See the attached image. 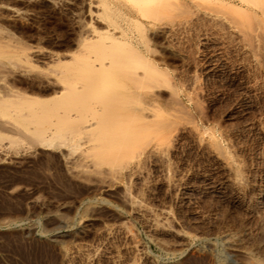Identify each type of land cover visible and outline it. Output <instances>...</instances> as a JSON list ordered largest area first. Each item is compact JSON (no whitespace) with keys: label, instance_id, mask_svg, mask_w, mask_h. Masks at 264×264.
I'll list each match as a JSON object with an SVG mask.
<instances>
[{"label":"rangeland","instance_id":"374dc122","mask_svg":"<svg viewBox=\"0 0 264 264\" xmlns=\"http://www.w3.org/2000/svg\"><path fill=\"white\" fill-rule=\"evenodd\" d=\"M63 1L0 0V264H264V0Z\"/></svg>","mask_w":264,"mask_h":264},{"label":"bare ground","instance_id":"6f19581e","mask_svg":"<svg viewBox=\"0 0 264 264\" xmlns=\"http://www.w3.org/2000/svg\"><path fill=\"white\" fill-rule=\"evenodd\" d=\"M51 1H55V0H51ZM63 1V0H62ZM151 1H153V0H137L136 1V3L134 4V5H131V6H126L124 3H122V2H120V1H117V0H98L96 3L97 4H95L94 6H96V5H104V4H109L110 6H111V8H112V10L113 11H115V12H117L118 14H120L123 18H124V20L125 21H127V23L128 24H135L136 26H139V27H142V28H144V29H146V28H149V27H152V25L154 26L156 23H154V21H152V18H150L149 16H150V14H151V12L152 11H147L148 9H146V7L144 6V4L146 3V2H151ZM154 1H157L160 5H158L157 7H156V10L154 11L155 13H159V12H161L162 10H161V7L160 6H163V4H165V2L166 1H172V2H175L176 4H183L185 1L184 0H154ZM225 1H227L228 3H230V4H232L231 2H232V0H225ZM241 2H244V0H240ZM84 2H85V0H84ZM83 2V3H84ZM64 5H66L67 4V2L66 1H63L62 2ZM92 4H94V2H93V0H91L90 1V7H89V12H91L92 14L94 13V11L91 9V5ZM235 4V3H234ZM88 5V6H89ZM233 5V4H232ZM236 5V4H235ZM241 6H242V4H240ZM234 6V5H233ZM241 6H239V7H241ZM85 8V7H84ZM93 8V7H92ZM86 10H88V9H86ZM248 10H251V11H253V9H251V8H249V6L247 5V11ZM88 12V13H89ZM95 13H97V12H95ZM94 13V15H96ZM99 13V12H98ZM253 13H255V10H254V12ZM92 14H90L91 16H92ZM264 15V14H263ZM92 18V17H91ZM262 18V17H261ZM263 19V18H262ZM92 21V20H91ZM264 23V22H263ZM92 24V23H91ZM95 30V29H94ZM96 32H95V34H97V35H93V36H91V37H89L88 36V38L90 39V40H97V39H95V38H98L99 37V34H100V31H97V30H95ZM106 31H111L110 29H107ZM90 32V31H89ZM98 32V33H97ZM94 33V32H93ZM110 34H111V40H117V39H124V40H126V41H128L129 43H134V40L135 39H133V37L131 36V37H129L130 36V34L128 33V31L127 30H125V29H123L122 31H121V33H120V36H116V34L114 33V31L113 32H110ZM92 35V34H91ZM87 37V36H86ZM87 38V39H88ZM41 54V53H40ZM11 91V90H10ZM9 91V92H10ZM12 92H16V91H12ZM12 92H10V95L12 94ZM17 93V92H16ZM5 94V93H4ZM21 94V93H20ZM24 94H22V95H19V96H23ZM8 97H11V96H9V95H0V101H1V103L2 104H5L7 101H6V99L8 98ZM12 97H13V94H12ZM15 97H16V94H15ZM16 98H19L18 97V94H17V97ZM24 98V97H23ZM26 98V97H25ZM12 100V99H11ZM14 100H15V98H14ZM18 100V99H17ZM5 101V102H4ZM22 101V100H21ZM8 103V102H7ZM22 113V112H21ZM26 113V112H25ZM27 114V113H26ZM22 115H23V113H22ZM28 116V115H27ZM32 116V115H31ZM10 124V123H9ZM8 124V125H9ZM5 125H7V124H5ZM91 126V124H89V125H85L83 128H88V127H90ZM1 127H4V126H2L1 125ZM0 127V128H1ZM7 127V126H6ZM16 127V126H15ZM8 128V127H7ZM3 129V128H2ZM10 130V129H9ZM17 130V129H16ZM258 202H261V200L260 201H258ZM262 203H263V201H262ZM261 204V203H260ZM67 224H68V222H67ZM65 226H67V225H65ZM82 226V225H81ZM68 227V226H67ZM231 237V236H230ZM229 235H228V239L226 240V242H228L229 243ZM217 240V239H216ZM213 242V241H212ZM223 242V241H222ZM220 243V242H219ZM232 245V244H231ZM217 246V245H216ZM214 247V246H213ZM224 247V246H223ZM225 249V248H224ZM217 250V249H216ZM251 251V250H250ZM253 252V251H252ZM221 256V255H220ZM219 256V260L221 259V257ZM223 256V255H222ZM217 257H218V255H217ZM224 257V256H223ZM223 257H222V260L221 261H223L224 259H223ZM227 257V256H226ZM225 261V260H224ZM223 263V262H222ZM227 264V263H226Z\"/></svg>","mask_w":264,"mask_h":264}]
</instances>
